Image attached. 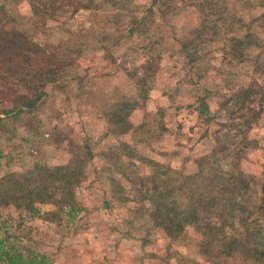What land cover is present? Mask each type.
Listing matches in <instances>:
<instances>
[{
    "label": "rangeland",
    "instance_id": "374dc122",
    "mask_svg": "<svg viewBox=\"0 0 264 264\" xmlns=\"http://www.w3.org/2000/svg\"><path fill=\"white\" fill-rule=\"evenodd\" d=\"M0 22L64 63L31 111L15 108L21 88L0 86V178L85 161L71 214L0 207V249L44 264H255L207 256L192 229L167 238L126 177L150 174L149 161L192 175L220 148L226 168L261 184L264 0H0ZM111 153L127 154V174Z\"/></svg>",
    "mask_w": 264,
    "mask_h": 264
},
{
    "label": "trees",
    "instance_id": "16d2710c",
    "mask_svg": "<svg viewBox=\"0 0 264 264\" xmlns=\"http://www.w3.org/2000/svg\"><path fill=\"white\" fill-rule=\"evenodd\" d=\"M63 66V61L43 46L17 29L5 28L0 22V86L13 84L23 90L14 101L20 112L31 111L39 104L45 95L44 87L62 74ZM198 111L200 116L206 117L207 105L202 103ZM113 117L120 127L116 134L125 135L131 130L124 116L115 113ZM119 148L131 156L128 145L121 144ZM219 149L202 157L197 172L192 175L173 172L175 176L172 170L149 161L153 170L150 174L139 176L133 172L131 175H137V179L126 178L141 194V201L146 200L150 205L151 222L167 238H180L192 229L200 235L207 256L214 257L216 252V257L236 255L264 264V165L261 184H254L243 172L233 171L237 170L233 162L226 168L224 162L229 158H220ZM111 157L113 167L116 165L123 175L127 174L128 167L121 162L127 154L111 153ZM84 162L74 157L65 165L35 164L25 173L3 176L0 178V207L13 205L37 214L36 205L65 204L71 214L75 210V188L84 179ZM114 185L124 191L122 185ZM9 251L0 249V258L6 264L45 263L35 258L25 261L20 253Z\"/></svg>",
    "mask_w": 264,
    "mask_h": 264
}]
</instances>
